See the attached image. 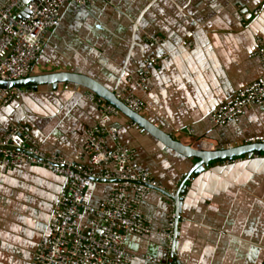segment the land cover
I'll return each instance as SVG.
<instances>
[{"label":"crops","instance_id":"0c3cea01","mask_svg":"<svg viewBox=\"0 0 264 264\" xmlns=\"http://www.w3.org/2000/svg\"><path fill=\"white\" fill-rule=\"evenodd\" d=\"M7 1L0 0V8ZM155 38L163 43H154ZM257 39L264 43V0L69 3L30 77L84 75L116 97L129 92L141 97L146 104L142 116L180 143L206 137L221 148H237L264 136V105L247 109L239 123L216 126L210 119L239 91L264 78L260 60L251 57ZM139 69L150 75L147 92L129 82ZM25 88L29 92L21 100L0 105V139L11 126L23 125L42 152L72 159L101 118L100 106L89 99L99 96L73 83ZM112 124L119 144L134 151L163 188L182 193L174 207L172 248L161 233L171 202L159 192L145 196L141 211L152 221L153 233L128 237L130 264H264V159L257 157L262 154L214 162L189 175L196 161L124 114ZM64 184L41 167L0 171V264L33 263L40 246L51 239ZM110 191L107 183L92 185L88 204L99 207ZM89 219L84 213L82 223Z\"/></svg>","mask_w":264,"mask_h":264},{"label":"built area","instance_id":"2783aa9c","mask_svg":"<svg viewBox=\"0 0 264 264\" xmlns=\"http://www.w3.org/2000/svg\"><path fill=\"white\" fill-rule=\"evenodd\" d=\"M98 1L112 4L115 0H8L0 8V81L11 83L30 77L48 42V34L61 25L62 13L69 3L91 7ZM257 41L258 50L251 57H257L264 67V43L261 39ZM153 42L163 43L158 38ZM129 82L137 91L150 89V75L145 69L137 70ZM28 92L25 87L0 89V105L21 100ZM89 99L100 106L101 118L88 131L84 146L72 159L42 152L23 125L11 126L0 139V171L36 166L65 181L50 225L51 239L40 246L32 264H130L128 237L153 233L152 221L141 211L143 199L151 192L161 193L172 204L168 226L161 233L171 248L175 244L174 199L178 190L163 188L138 162L134 151L119 144L118 129L112 121L123 113L93 94ZM117 99L135 114L146 111L144 100L132 92L118 94ZM262 105L264 78L239 91L210 120L216 126L239 123L247 109ZM109 142L114 149H109ZM183 144L204 152L232 148H221L206 137ZM246 144L264 145V136L248 139ZM257 157L264 159V153ZM96 183L111 186L110 194L97 208L87 201V192ZM84 213L90 219L82 223Z\"/></svg>","mask_w":264,"mask_h":264},{"label":"water","instance_id":"95a60500","mask_svg":"<svg viewBox=\"0 0 264 264\" xmlns=\"http://www.w3.org/2000/svg\"><path fill=\"white\" fill-rule=\"evenodd\" d=\"M58 83H73L82 87H85L98 95L100 98L106 100L108 103L116 106L125 116H127L132 122L136 123L139 127L159 139L168 148L178 152L179 154L196 161L194 169L189 175L199 174L198 172L203 170L205 166L221 161L233 162L239 157L252 158L255 154L264 153V145L262 144H246L241 147L232 149H223L216 152H204L194 150L193 148L184 145L171 136L163 133L157 129L153 124L147 121L142 115H138L130 111L121 101L116 97V94L105 88L97 81L80 74H60V75H49L38 78L28 77L27 79L16 81V82H3L0 81V89L5 88H20L28 87L37 90L40 86H53L57 88ZM188 183V179L185 180ZM185 186V184H184ZM182 193L174 199L176 202L181 198ZM176 245V243L174 244ZM175 247V246H174Z\"/></svg>","mask_w":264,"mask_h":264}]
</instances>
